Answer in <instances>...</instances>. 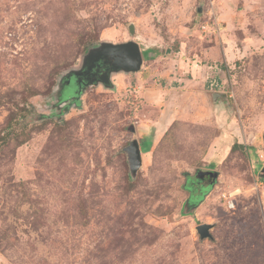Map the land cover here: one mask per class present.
I'll return each mask as SVG.
<instances>
[{
  "label": "rangeland",
  "instance_id": "374dc122",
  "mask_svg": "<svg viewBox=\"0 0 264 264\" xmlns=\"http://www.w3.org/2000/svg\"><path fill=\"white\" fill-rule=\"evenodd\" d=\"M128 41L161 55L67 87ZM263 136L264 0H0V264H264Z\"/></svg>",
  "mask_w": 264,
  "mask_h": 264
},
{
  "label": "water",
  "instance_id": "95a60500",
  "mask_svg": "<svg viewBox=\"0 0 264 264\" xmlns=\"http://www.w3.org/2000/svg\"><path fill=\"white\" fill-rule=\"evenodd\" d=\"M129 31L134 33V25H130ZM144 59L141 48L138 43L134 41H128L125 43L113 44L102 43L99 46L92 48L85 57L84 67L89 65L92 68L96 63H102L106 65V72L102 74L101 78L96 80L95 83H87L86 87L93 84L102 83L107 88H112L111 75L114 73H137L141 70ZM71 75H75L74 84L77 86V77L81 75V71H75ZM70 75V76H71ZM70 76L68 78H70ZM78 87V86H77ZM79 89V87H78ZM224 94L213 93L212 98L214 101L219 97H224ZM264 142V136H263ZM127 154L128 163L130 166V172L133 177L137 175L142 167L143 159L138 140L134 139L130 142L129 146L124 149ZM261 175L264 177V167ZM205 176H209L213 181L218 178V173L215 171H199L196 175V179L201 181ZM212 225L202 224L197 227V231L201 239L212 238L210 233Z\"/></svg>",
  "mask_w": 264,
  "mask_h": 264
},
{
  "label": "flooded vegetation",
  "instance_id": "af4514ba",
  "mask_svg": "<svg viewBox=\"0 0 264 264\" xmlns=\"http://www.w3.org/2000/svg\"><path fill=\"white\" fill-rule=\"evenodd\" d=\"M90 64L85 66L83 69H81V75L77 77V86L79 87V90L84 89V87L87 85V83L93 82L95 83L96 80L100 79L102 74L106 72V65L102 63H96L92 68H89ZM75 81V75H71L70 78L67 80V87H77L74 84ZM77 87V90H78ZM195 183L197 185H208L213 183V180L209 176H205L203 180L197 181L195 176Z\"/></svg>",
  "mask_w": 264,
  "mask_h": 264
},
{
  "label": "crops",
  "instance_id": "0c3cea01",
  "mask_svg": "<svg viewBox=\"0 0 264 264\" xmlns=\"http://www.w3.org/2000/svg\"><path fill=\"white\" fill-rule=\"evenodd\" d=\"M142 51V50H141ZM144 59V58H143ZM190 62L191 63H188V64H190V65H188L190 68H191V77L190 78H186V79H184V80H186V87H184V88H186V90L184 91V92H182V89H180V93H181V96H184V98H182L184 101H179V99H178V101H176V103L175 104H182L183 102H185V100L189 97V95L191 94V91H192V89H193V86L195 85V84H197V83H199L200 82V80L201 79H203V80H206V78L208 77V76H211V77H215L216 79H218V77H217V72H215V75H213L214 73H213V71H212V73H211V71H202V70H200L199 69V67H197V62H196V60H190ZM208 79V78H207ZM149 79H147V81H148ZM143 81V80H142ZM145 81V80H144ZM190 87V88H189ZM179 88H181V87H179ZM188 90H190V93H189V91ZM179 92V91H178ZM213 93H217L216 91H214ZM212 93V94H213ZM212 94H211V96H212ZM179 96V95H178ZM186 102H188V101H186ZM192 103V102H191ZM190 103V104H191ZM184 104V103H183ZM179 105V106H180ZM161 120L160 119H158L157 121H155L154 123H153V127H160V125H161ZM159 129V128H158ZM165 129H166V127H165Z\"/></svg>",
  "mask_w": 264,
  "mask_h": 264
},
{
  "label": "trees",
  "instance_id": "16d2710c",
  "mask_svg": "<svg viewBox=\"0 0 264 264\" xmlns=\"http://www.w3.org/2000/svg\"><path fill=\"white\" fill-rule=\"evenodd\" d=\"M86 49H87V48H86ZM150 51H154L156 55H155V56H146L144 59L147 60V61H153L157 56L161 55V54H159V51H158L157 49H154V48H153V49H150V50H148V51H145V53H149ZM175 124H176V122H175ZM172 129H173V126H172V128H170V129L168 130V132L166 133L165 136H167V134H169V133L172 131ZM234 148H235V147H234ZM234 148H233V149H234ZM241 148H242L243 150H247V147H245V146H241ZM185 188L188 189L187 185L185 186ZM201 201H202V200H201ZM201 201H199L198 203H195V204H191L192 199H191V197H190V199H189L187 205L190 206V207H193V206H194V207H197Z\"/></svg>",
  "mask_w": 264,
  "mask_h": 264
},
{
  "label": "built area",
  "instance_id": "2783aa9c",
  "mask_svg": "<svg viewBox=\"0 0 264 264\" xmlns=\"http://www.w3.org/2000/svg\"><path fill=\"white\" fill-rule=\"evenodd\" d=\"M204 28H206V26H204ZM233 205L229 202V207H232Z\"/></svg>",
  "mask_w": 264,
  "mask_h": 264
}]
</instances>
